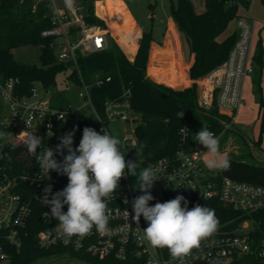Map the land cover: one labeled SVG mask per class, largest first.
Listing matches in <instances>:
<instances>
[{
	"label": "built area",
	"instance_id": "obj_1",
	"mask_svg": "<svg viewBox=\"0 0 264 264\" xmlns=\"http://www.w3.org/2000/svg\"><path fill=\"white\" fill-rule=\"evenodd\" d=\"M42 2L50 8L51 27L42 30L41 35L52 38L51 47L60 61L76 63L78 54L86 55L108 48L109 33L99 24H89L83 5L76 0H72L70 7L65 0H34L33 12ZM96 16L99 17L97 13ZM236 22L238 38L228 58L203 76V94L198 95L200 106L209 108L216 105L221 113L229 117L238 112L244 79L254 72L250 50L255 20L240 16ZM109 80L110 77H107L106 81ZM17 82L18 79L13 78L0 82V264L7 262L12 250L23 247L29 233L33 203H37L41 210V228L37 232V245L41 248L63 245L106 260L108 264H179L167 249H153L144 241L143 229L148 222L141 216L137 224L132 209L134 199L143 193L138 187L137 178L132 179L127 175V169L116 193L108 201L111 213L108 231L99 233L93 229L83 238L74 236L69 244L63 243V236L57 228L58 221L51 216L50 205L42 200L46 188L51 187L48 194L51 199L67 184L56 185L55 171L50 170L47 175L40 171L36 157L27 149L26 141L30 134L43 138L37 153L42 152L44 147L52 148L55 123L62 121L67 125L75 120L77 111H73L69 105L60 108L53 104L54 89L40 85L32 88L31 95L19 97L14 93ZM103 82V79H98L95 85ZM79 86L83 106L91 108L98 117L97 132L103 134L101 129L105 128L112 134L108 127L111 121L138 120L139 116L131 111L128 91L121 101H106L105 115L101 117L91 99V86L85 83ZM121 150L125 153L126 161H137V169H142L143 165L138 163L141 162V155L135 128L124 135ZM149 165L157 170L158 179L150 189L154 197L149 201L150 206L182 195L189 209L213 198H218L227 207L246 213L264 207V185L206 169L203 153L199 149L181 146L173 155L158 158ZM126 210L129 215H125ZM63 211H67V205ZM251 229L252 224L247 219L238 226H233L232 221L219 225L211 238L203 241L200 248L194 249L185 258L184 264H230L236 255L253 251L264 260V237L256 242Z\"/></svg>",
	"mask_w": 264,
	"mask_h": 264
},
{
	"label": "trees",
	"instance_id": "obj_2",
	"mask_svg": "<svg viewBox=\"0 0 264 264\" xmlns=\"http://www.w3.org/2000/svg\"><path fill=\"white\" fill-rule=\"evenodd\" d=\"M83 5L85 18L89 24H99L105 28L104 19L124 50L133 55L140 38V30L135 24L129 10L121 0H76ZM96 2L98 18L94 13ZM205 10L196 12L191 0L172 1L170 14L177 29L183 35L190 55L194 61L189 68V77L198 80L216 66L222 64L229 56L237 38L238 31L221 36L226 32L229 24L242 16L241 7L248 8L251 0H204ZM264 8V0H261ZM34 0H0V82L8 79H18L14 93L19 97L31 95L32 88L40 85L54 89L53 104L60 108L68 106L63 90L58 88L57 76L67 73L66 83L74 82L90 85V95L98 114L105 115V103L108 100L121 101L128 91V100L133 114L139 116L136 121L135 134L138 139L141 163L146 167L151 162L164 156L173 155L181 146L196 149L195 123L204 122V127L219 134L224 127L231 123L228 115L221 113L216 105L205 108L199 105L197 84L183 90L175 89L163 83H158L147 76V62L151 43L156 41L151 31H142L140 46L134 61L129 60L120 49L116 41L109 35L107 49L82 55L78 54L77 61H60L51 47L52 38L43 37L42 30L51 27V11L45 2L38 3L33 12ZM38 44L42 48L41 64H30L14 59L12 49L24 44ZM254 57L259 71L254 69V84L259 94L260 133L257 144H261L264 135V88L262 87L263 50L261 45ZM186 66L165 70L158 68L152 77L161 79L169 84L177 81V72L182 83H187ZM161 72V74L159 73ZM167 73H170L167 76ZM110 77L109 81L106 78ZM103 79V84L97 86L95 82ZM179 80V79H178ZM0 102V111H1ZM183 111L182 118L177 113ZM91 127L97 131V122L88 120L80 114L73 128L57 121L54 126L55 135L51 145L55 153L60 137L74 132L73 149L77 148L82 139L83 129ZM185 130V132L183 131ZM55 153V159L62 162L64 155ZM230 169L254 175L258 182L264 185V163L246 160V157H228ZM225 170H222L224 174ZM237 178V177H234ZM54 182L57 186L68 184L66 175L54 172ZM201 206L215 210L219 225L232 221L238 226L242 221L249 220L252 224V237L258 242L264 237V207L253 212L236 211L227 207L218 198L204 200ZM33 214L28 225V236L20 250H12L6 264H33L44 256L57 258L69 255L82 258L92 264H108L106 260H99L87 253L77 252L63 245L51 248H41L37 245V232L41 228V210L37 203H33ZM126 264V263H122ZM201 264H206L202 262ZM230 264H264L253 251L249 254L236 255Z\"/></svg>",
	"mask_w": 264,
	"mask_h": 264
},
{
	"label": "clouds",
	"instance_id": "obj_3",
	"mask_svg": "<svg viewBox=\"0 0 264 264\" xmlns=\"http://www.w3.org/2000/svg\"><path fill=\"white\" fill-rule=\"evenodd\" d=\"M65 2L69 7L72 5V0ZM183 114L180 111L176 115L180 119ZM101 132L103 134L85 127L75 149L72 147L74 132L61 136L55 153L63 155L67 150L68 154L64 155L62 162L54 159L52 148L44 147L42 152L37 153L43 138L33 134L27 138V149L36 157L44 175L52 170L68 178L67 186L52 195L51 199L48 197L51 187L46 188L42 200L50 205L51 216L58 221L57 228L63 236V243L69 244L74 236L83 238L93 229L99 233L108 231L111 214L108 201L116 193L127 169V175L137 177L138 187L143 193L134 199L132 209L137 224L141 216L148 222L143 229L144 241L153 249H167L174 260L184 264L185 258L194 249L200 248L203 241L217 232L219 220L215 210L201 205L189 209L182 195L150 206L149 201L154 199L150 189L158 180L157 170L149 165L137 174V161H126L125 153L121 150V139L105 128ZM195 140L207 150L206 166L209 169L227 170L230 167V160L221 153L219 138L212 131L203 127L195 134ZM65 205L66 212L63 211ZM125 215H129L128 210Z\"/></svg>",
	"mask_w": 264,
	"mask_h": 264
},
{
	"label": "rangeland",
	"instance_id": "obj_4",
	"mask_svg": "<svg viewBox=\"0 0 264 264\" xmlns=\"http://www.w3.org/2000/svg\"><path fill=\"white\" fill-rule=\"evenodd\" d=\"M172 1L176 0H125L127 8L135 21L136 26L141 31H151L154 35L156 41L151 43L149 49V56L147 62V76L158 82L163 83L165 85L171 86L175 89L183 90L186 87L191 86L193 83L197 84V89L200 86V96L203 94V77L198 80H192L189 77L188 73V82L182 83L179 77V69L181 66H188L187 63L189 61L190 53L185 42L183 35L178 30V40L181 45V51L184 58L178 56L177 47L169 46V44L164 42L163 39L165 37L168 18L171 17L170 14V6ZM193 6L197 11H201L204 9L203 0H191ZM77 4V3H76ZM96 11V2L94 4V13ZM203 12V11H202ZM95 13V15H96ZM242 16H245V13L250 17L251 20L255 19L257 22V27L259 29L253 33V46L251 44L250 50V61L253 64L256 71H259V66H256L254 62V55L257 54L259 50V46L263 50V61H264V24L262 20L264 19V8L261 4V0H251L248 8L241 7ZM99 16V15H98ZM102 19L100 16L98 17ZM105 22V31L109 33V35L116 41L120 49L126 54L129 60L134 61L136 58L139 46H140V38L138 39V46L131 56L129 55L122 45L118 42L117 38L113 35L111 31H108V25ZM237 29V22L233 20L226 32L221 36L224 37L228 33L233 32ZM254 32V31H253ZM173 38H174V34ZM175 45H177L175 43ZM41 52L42 48L38 44H24L12 49V55L14 59L30 63V64H41ZM252 52V54H251ZM185 62V63H184ZM157 68H163L165 70L177 69V81L173 84H169L161 79H156L152 77ZM190 67H187L186 72H189ZM161 74V72L159 71ZM67 73H60L57 76V84L60 90L64 91L66 96L67 104L73 111H77L75 115V120L68 122L67 126L69 129L73 128L76 121L79 119L80 114H84L85 117L93 122H98V117L96 113L89 107L83 106V100L79 96V92L81 87L76 84H72L71 82L66 83L65 77ZM170 73H167L169 76ZM179 79V80H178ZM254 73L248 74V76L244 79L242 89H241V100L240 107L238 112L231 117V123L227 124L222 131L216 136L219 138V146L220 151L225 157H246V160L256 162V163H264V135L261 141V144H257V140L259 138L260 133V118H259V94L256 91V85L254 84ZM261 84L264 88V64L262 67V80ZM137 122L135 121H123L121 119L111 121L108 125L111 133L118 138L121 139L123 144V138L126 133H131L135 128ZM204 127V122L202 120H198L195 123L193 133L197 134ZM196 149H199L203 153V165L206 169H209L206 166V161L208 159L207 150L200 145L195 140ZM141 169H137V174ZM214 173H222V170H212ZM223 174V173H222ZM224 174L229 177H237L244 178L249 180H256L254 175L244 174L237 171H234L230 168L225 170ZM132 179L137 178L136 176H132ZM6 264V263H5ZM33 264H92L86 259L82 258H73L69 255H64L62 257L57 258L56 256H44Z\"/></svg>",
	"mask_w": 264,
	"mask_h": 264
},
{
	"label": "crops",
	"instance_id": "obj_5",
	"mask_svg": "<svg viewBox=\"0 0 264 264\" xmlns=\"http://www.w3.org/2000/svg\"><path fill=\"white\" fill-rule=\"evenodd\" d=\"M122 2H123V4L127 7V5H126V2H125V0H121ZM203 3H204V9L203 10H201V11H197V12H202V11H204L205 10V2H204V0H203ZM128 9V8H127ZM245 15L247 16V18L248 19H250V17L245 13ZM251 20V19H250ZM255 19H253V20H251V21H254ZM262 22H263V20H262ZM264 24V23H263ZM257 29H259L258 27H257V22H256V20H255V23H254V33L256 32V30ZM237 30V29H236ZM238 31V30H237ZM141 33H142V31L140 30V35H141ZM231 33V32H230ZM172 34H174V38H173V35ZM229 34V33H228ZM163 41L165 42L166 41V43L167 44H169V46H176L177 47V53H178V56L180 57H182V59H183V61H184V58H183V55H182V51H181V45H180V43H179V40H178V29H177V27H176V24H175V22H174V20H173V18L172 17H169L168 18V22H167V29H166V33H165V37H164V39H163ZM252 41H253V39H252ZM155 43H158L157 41H155ZM175 43L177 44V45H175ZM252 46H253V42H252ZM251 46V47H252ZM251 54H252V52H251ZM253 57H255V55L253 56ZM193 61H194V55L193 54H191L190 55V57H189V61H188V63H187V67H190L191 65H192V63H193ZM254 62H255V60H254ZM185 63V62H184ZM252 64V63H251ZM253 65V64H252ZM254 67V66H253ZM255 69V68H254ZM158 71V68L155 70V72H154V74H156V72ZM189 71V70H188ZM254 73V72H253ZM252 73V74H253ZM153 76V75H152ZM188 77V72H186V78ZM263 87V86H262ZM259 108V107H258Z\"/></svg>",
	"mask_w": 264,
	"mask_h": 264
},
{
	"label": "water",
	"instance_id": "obj_6",
	"mask_svg": "<svg viewBox=\"0 0 264 264\" xmlns=\"http://www.w3.org/2000/svg\"><path fill=\"white\" fill-rule=\"evenodd\" d=\"M197 91H198V95H199V93H200V86L198 87Z\"/></svg>",
	"mask_w": 264,
	"mask_h": 264
}]
</instances>
